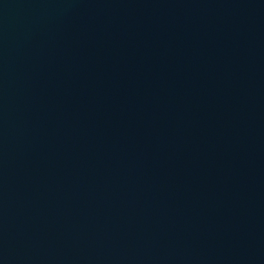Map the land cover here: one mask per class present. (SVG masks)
I'll use <instances>...</instances> for the list:
<instances>
[{
    "label": "water",
    "instance_id": "95a60500",
    "mask_svg": "<svg viewBox=\"0 0 264 264\" xmlns=\"http://www.w3.org/2000/svg\"><path fill=\"white\" fill-rule=\"evenodd\" d=\"M0 264H264V0H0Z\"/></svg>",
    "mask_w": 264,
    "mask_h": 264
}]
</instances>
